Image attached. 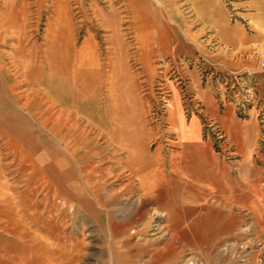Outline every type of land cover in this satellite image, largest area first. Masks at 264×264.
<instances>
[{
    "label": "rangeland",
    "instance_id": "rangeland-1",
    "mask_svg": "<svg viewBox=\"0 0 264 264\" xmlns=\"http://www.w3.org/2000/svg\"><path fill=\"white\" fill-rule=\"evenodd\" d=\"M166 12L196 30L186 0H0V264H264L256 79L171 58ZM196 85L253 109L255 142Z\"/></svg>",
    "mask_w": 264,
    "mask_h": 264
},
{
    "label": "crops",
    "instance_id": "crops-1",
    "mask_svg": "<svg viewBox=\"0 0 264 264\" xmlns=\"http://www.w3.org/2000/svg\"><path fill=\"white\" fill-rule=\"evenodd\" d=\"M186 1L192 17L197 23V28L194 31L186 27L185 24L184 26L175 24L172 16L166 12L167 16H170V20L165 22L163 34L167 42L168 55L173 58L194 50L200 51L203 65L209 66L215 71L246 72L249 77L256 79L254 91L258 98L264 100V68L261 70L257 65V58L260 59L261 53L264 52V0H230L227 4L223 0ZM199 35L200 43H195L194 39ZM209 37L214 43L212 47L207 45ZM186 73L191 82L195 83L197 76L195 70L190 69ZM195 87L203 108V115L215 120L231 143H233V139L240 141L248 139L251 143L256 140L257 124L252 118L253 109L247 112L249 118L240 122L235 117L231 104L225 103L222 97L215 99L209 87L202 85H200V89H197V85ZM219 105L221 110L218 109ZM242 125L249 127L250 133L242 136L239 131L241 129H237L238 135H235L234 127ZM203 146L200 132V148ZM213 176H216L215 171L212 173ZM220 217L219 210L214 216L205 213L200 218V225L209 227L216 221L221 225L222 221L217 219ZM230 224L234 228L237 227L235 222ZM206 255L204 251L200 252L203 264H209V261L203 260L207 258Z\"/></svg>",
    "mask_w": 264,
    "mask_h": 264
},
{
    "label": "built area",
    "instance_id": "built-area-1",
    "mask_svg": "<svg viewBox=\"0 0 264 264\" xmlns=\"http://www.w3.org/2000/svg\"><path fill=\"white\" fill-rule=\"evenodd\" d=\"M259 65H260V66H264L263 60H260V61H259Z\"/></svg>",
    "mask_w": 264,
    "mask_h": 264
}]
</instances>
